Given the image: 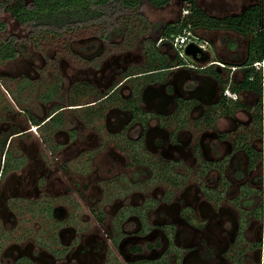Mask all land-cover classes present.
Wrapping results in <instances>:
<instances>
[{
    "label": "flooded vegetation",
    "instance_id": "flooded-vegetation-1",
    "mask_svg": "<svg viewBox=\"0 0 264 264\" xmlns=\"http://www.w3.org/2000/svg\"><path fill=\"white\" fill-rule=\"evenodd\" d=\"M116 1L43 23L0 0V264H260L262 83L250 25L222 21L255 10L263 30L264 0H194L205 61L164 34L192 0Z\"/></svg>",
    "mask_w": 264,
    "mask_h": 264
},
{
    "label": "trees",
    "instance_id": "trees-1",
    "mask_svg": "<svg viewBox=\"0 0 264 264\" xmlns=\"http://www.w3.org/2000/svg\"><path fill=\"white\" fill-rule=\"evenodd\" d=\"M36 6L33 9H21V8H14L12 10L13 15L18 19L24 21L27 20H39L43 23H61L66 21L76 22L80 21L83 18H90L93 14L96 15L95 9H89L87 6L98 5V3H102L104 1H109L106 3L105 8L111 5L114 7V4L118 1L116 0H88L92 3L87 5V1L85 0H35ZM164 0H152L154 4H161ZM132 0H122L121 6L125 4L131 5ZM84 6L85 10L83 12L75 11L74 9L77 7ZM107 10L104 11V13ZM87 14V15H86ZM260 18V14L257 13L255 10H250L246 16L243 17V20L239 18H225L222 22L229 24L230 26H235V23H247L252 27L247 29L248 33H253V39L250 42L249 48V55L247 58V63H252L255 60L260 59L264 55V29L261 30L260 28L257 29V21ZM206 20V15L203 11L194 3V0L191 1V13L188 15V18L185 20L183 24H174L168 25L164 29V34L167 36L171 35H178L182 32V29L187 25V22H191L193 26H197L198 23H204L203 20ZM208 20V19H207ZM208 22V21H207ZM241 29L236 27V29ZM246 29H242V32L245 33ZM155 51L152 53V55ZM154 56V55H153ZM154 57H152L153 59ZM246 69V68H245ZM245 76L249 77L250 75L254 76L255 81H260V75L258 72H255L253 68L249 67L248 69L244 70ZM248 81L245 79V82L240 87H245L248 84ZM250 83V82H249ZM256 82L251 83V85H255ZM252 85V86H253Z\"/></svg>",
    "mask_w": 264,
    "mask_h": 264
},
{
    "label": "built area",
    "instance_id": "built-area-1",
    "mask_svg": "<svg viewBox=\"0 0 264 264\" xmlns=\"http://www.w3.org/2000/svg\"><path fill=\"white\" fill-rule=\"evenodd\" d=\"M168 44L170 45H173L174 48H176L178 50V53L179 55L183 58L185 56V53L183 51V49L185 48L186 44L189 42V41H193V38H192V34L189 30H184L182 31V33L178 34V35H175L173 37H170V38H166ZM221 66H226L222 63H220ZM191 67H196V66H193V65H190ZM251 67L253 68L255 71H257L259 74H260V77H261V83H262V94H263V98H262V102H263V117H264V56L259 59V60H256L254 62H252L251 64H248V65H245V67ZM231 69H234L235 67L234 66H231L230 67ZM223 95H225L226 97L228 98H232V99H235V92H233L229 87H226L224 90H223Z\"/></svg>",
    "mask_w": 264,
    "mask_h": 264
},
{
    "label": "rangeland",
    "instance_id": "rangeland-1",
    "mask_svg": "<svg viewBox=\"0 0 264 264\" xmlns=\"http://www.w3.org/2000/svg\"><path fill=\"white\" fill-rule=\"evenodd\" d=\"M141 10L145 14H147L151 20H156V19H164V20L166 19L167 20L169 19L170 16L174 14V12L172 11V8L166 9L164 11H158V10H154L153 8H151L146 3L141 5ZM260 264H264V253L261 257Z\"/></svg>",
    "mask_w": 264,
    "mask_h": 264
},
{
    "label": "water",
    "instance_id": "water-1",
    "mask_svg": "<svg viewBox=\"0 0 264 264\" xmlns=\"http://www.w3.org/2000/svg\"><path fill=\"white\" fill-rule=\"evenodd\" d=\"M197 52L200 53V57L196 56ZM185 53L198 61H205L208 58V55L204 53L203 49L194 44H187L185 47Z\"/></svg>",
    "mask_w": 264,
    "mask_h": 264
}]
</instances>
